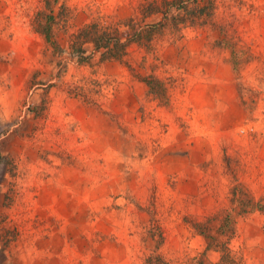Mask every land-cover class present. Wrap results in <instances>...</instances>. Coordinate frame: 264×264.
Returning a JSON list of instances; mask_svg holds the SVG:
<instances>
[{"label":"rangeland","instance_id":"1","mask_svg":"<svg viewBox=\"0 0 264 264\" xmlns=\"http://www.w3.org/2000/svg\"><path fill=\"white\" fill-rule=\"evenodd\" d=\"M93 21L120 60L80 59ZM249 198L264 0H0V264H264Z\"/></svg>","mask_w":264,"mask_h":264},{"label":"trees","instance_id":"2","mask_svg":"<svg viewBox=\"0 0 264 264\" xmlns=\"http://www.w3.org/2000/svg\"><path fill=\"white\" fill-rule=\"evenodd\" d=\"M45 2L48 3V0H45ZM47 17L50 16H46V18ZM38 27L39 30L44 34L45 39L47 41H51V26L49 20L47 19V22L39 23ZM81 41L82 43H84L85 41L91 42L95 49H103V53L107 54V58H114L117 60H120L124 56L127 46L130 42L127 38L125 41L122 40V35L117 30V28L111 29L107 26L99 25L96 21L84 25L77 31V33L73 34V42L75 44H78L81 53L80 59L84 61L86 59V56H84L85 52L82 48ZM155 81H157L155 78H149L146 80L152 93H156L153 87ZM236 188L237 187L235 186L231 189V194L233 196L236 195ZM247 205L248 206H245V204H241V206L239 207V211L249 212L264 209V205H262L259 201H253L252 198L248 199ZM228 216L230 215H226L220 227H224L226 224L230 223V220H228Z\"/></svg>","mask_w":264,"mask_h":264}]
</instances>
